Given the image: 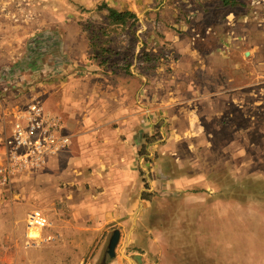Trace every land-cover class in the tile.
<instances>
[{
  "label": "rangeland",
  "instance_id": "1",
  "mask_svg": "<svg viewBox=\"0 0 264 264\" xmlns=\"http://www.w3.org/2000/svg\"><path fill=\"white\" fill-rule=\"evenodd\" d=\"M237 2L0 0V97L13 123L28 124L35 105L68 147L75 129L114 132L126 119L115 114L144 115L138 210L72 215L58 184L50 204L19 201L13 237L0 224V264H264V0ZM103 5L136 18L112 25ZM49 161L19 171L54 175ZM168 174L181 181L170 196Z\"/></svg>",
  "mask_w": 264,
  "mask_h": 264
},
{
  "label": "crops",
  "instance_id": "2",
  "mask_svg": "<svg viewBox=\"0 0 264 264\" xmlns=\"http://www.w3.org/2000/svg\"><path fill=\"white\" fill-rule=\"evenodd\" d=\"M5 102L6 99L2 100L0 97V170L9 169L10 165L11 182L9 191L0 178V224L5 222V225H8V233L12 234L10 237L16 234L19 201H25L22 203L34 208L36 205L43 207L45 201L46 205L50 204L51 187L58 184L63 186L58 192L59 198L66 201L67 207L73 210L72 215L94 217L100 214H112L119 219L129 218L138 210L142 190L138 179L136 154L139 148L134 143L133 132L137 130L140 133L142 130L139 122L144 120V115L140 114V111H124L111 117V120L126 118L122 129H119L126 136L130 135L124 143L117 142L116 135L119 130L113 132L108 128L109 124L91 130L84 131L78 128L71 131L69 133L71 145L50 156L47 162H43L40 166L44 170L47 168L45 164L50 160L49 162L55 165L54 168L58 169V172L54 175L44 172L42 177H38L30 173L24 176L17 165H12L11 148L7 145L6 138L11 135L15 116L8 111ZM10 109L12 110V107ZM109 135L114 136V139ZM179 184L181 181L178 178L168 174L163 183L165 192L169 193L167 196L173 194V190L177 191ZM88 185L90 191L86 192L85 187ZM78 199L81 202L75 204ZM34 208L28 212V215L35 213ZM147 214L148 209L142 213L140 219ZM4 215L10 220L2 219ZM136 258L141 261L138 256ZM137 263L139 264L138 261Z\"/></svg>",
  "mask_w": 264,
  "mask_h": 264
},
{
  "label": "built area",
  "instance_id": "3",
  "mask_svg": "<svg viewBox=\"0 0 264 264\" xmlns=\"http://www.w3.org/2000/svg\"><path fill=\"white\" fill-rule=\"evenodd\" d=\"M30 111L32 117L28 119L29 123L24 125L17 121L14 122L11 135L6 138V143L11 148L12 165H17L19 169L28 163L27 166L41 165L45 156L55 153L69 144L68 138L49 133V130L43 127V123L38 121L41 111L37 106L31 105ZM19 149H24L26 154L20 155ZM23 156H26L25 163ZM0 174L3 184L11 182L10 165L9 169L0 170Z\"/></svg>",
  "mask_w": 264,
  "mask_h": 264
},
{
  "label": "trees",
  "instance_id": "4",
  "mask_svg": "<svg viewBox=\"0 0 264 264\" xmlns=\"http://www.w3.org/2000/svg\"><path fill=\"white\" fill-rule=\"evenodd\" d=\"M222 5L224 6H236L238 4L237 0H221ZM106 5H103V8H106L108 11L107 18L112 25H118V26H124L129 19H135L136 15L130 11H118L111 7H105ZM147 193L144 194L146 196ZM146 199V197H143Z\"/></svg>",
  "mask_w": 264,
  "mask_h": 264
},
{
  "label": "water",
  "instance_id": "5",
  "mask_svg": "<svg viewBox=\"0 0 264 264\" xmlns=\"http://www.w3.org/2000/svg\"><path fill=\"white\" fill-rule=\"evenodd\" d=\"M120 238V232L118 230L114 231L112 237L110 238L109 244H108V253L111 257H114L115 255V248L117 246V243L119 241ZM139 263L140 261L137 260ZM105 262V261H103Z\"/></svg>",
  "mask_w": 264,
  "mask_h": 264
}]
</instances>
